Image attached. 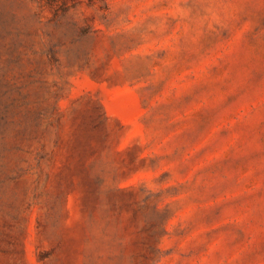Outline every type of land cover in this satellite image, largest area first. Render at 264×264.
<instances>
[{"label":"rangeland","instance_id":"1","mask_svg":"<svg viewBox=\"0 0 264 264\" xmlns=\"http://www.w3.org/2000/svg\"><path fill=\"white\" fill-rule=\"evenodd\" d=\"M37 70L0 264H264V0H0V76Z\"/></svg>","mask_w":264,"mask_h":264},{"label":"trees","instance_id":"2","mask_svg":"<svg viewBox=\"0 0 264 264\" xmlns=\"http://www.w3.org/2000/svg\"><path fill=\"white\" fill-rule=\"evenodd\" d=\"M51 62L57 61L54 51H47ZM35 71H29L28 81L25 84H8L4 77L0 76V121L6 120V115L10 110L18 109L20 119L17 124L16 133L21 137H26L34 131L40 124V121L46 116L47 108L44 105V97L37 92L34 94V99H31L29 90H23L24 85H31L34 82L45 83L42 76V71L37 70L35 73L39 78H35ZM12 89H15L14 91ZM37 104L32 106L31 104ZM25 113V114H24Z\"/></svg>","mask_w":264,"mask_h":264}]
</instances>
